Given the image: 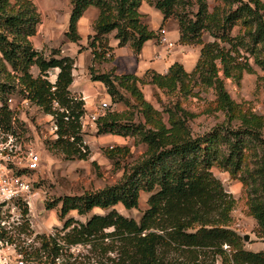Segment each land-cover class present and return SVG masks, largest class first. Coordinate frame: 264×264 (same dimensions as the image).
<instances>
[{
    "label": "trees",
    "instance_id": "16d2710c",
    "mask_svg": "<svg viewBox=\"0 0 264 264\" xmlns=\"http://www.w3.org/2000/svg\"><path fill=\"white\" fill-rule=\"evenodd\" d=\"M143 1L161 15L158 33L172 16L177 43L200 45L189 71L176 61L164 73L146 70L141 76L96 70L95 65L112 59V54L105 56L111 50L110 32L118 47L128 45L135 54L144 41L160 35L142 21L138 8ZM213 1L209 9L207 0H68L67 41H79L76 23L84 9L98 10L92 34L79 47L92 55L89 79L102 83L113 101L121 99L120 89L128 91L140 108L137 122L125 112L98 114L95 133L130 136L144 145V151L115 183L59 197L61 235L35 234L42 253L25 254L27 261H33L26 264H214L216 260L264 264V249H246L243 236L230 227L234 200L210 170L215 166L241 183L247 215L256 225L254 236L264 241V107L261 113L242 110L224 86L226 78L237 82L242 73L264 71V0ZM38 23L31 0H0L1 132L19 137L6 103L15 92L51 116L55 137L43 140L48 149L68 159H85L88 152L80 125L83 101L68 89L74 60L56 48L43 56L32 46L30 38ZM204 32L211 41L201 40ZM49 72L54 74L53 81L48 79ZM137 84L151 85L172 98L157 111L143 100ZM197 86L212 89L215 108L223 114V122L201 134L191 132L188 122L195 114L180 104ZM103 153L111 158L128 153V148L114 146ZM139 192L148 196L138 220L114 208L118 203L125 210L137 208ZM93 208L104 212L91 213L83 221L64 218L69 211L85 215ZM21 212L26 214V206ZM70 246H80L86 253L69 260ZM59 255L63 259L58 263Z\"/></svg>",
    "mask_w": 264,
    "mask_h": 264
},
{
    "label": "rangeland",
    "instance_id": "374dc122",
    "mask_svg": "<svg viewBox=\"0 0 264 264\" xmlns=\"http://www.w3.org/2000/svg\"><path fill=\"white\" fill-rule=\"evenodd\" d=\"M36 7L39 15V23L36 26L34 35L31 37L32 46L39 50L43 56L48 55L53 48L59 49L64 42V31L66 26L64 22L69 12L68 0H31ZM145 2V1H143ZM209 9L215 4L213 0H207ZM146 4L150 5L148 2ZM187 9L188 7L185 6ZM194 10V6L191 7ZM181 10V8H178ZM142 17V15H141ZM175 22V18L169 16L165 21ZM146 24V22L142 19ZM164 21V22H165ZM163 22V24H164ZM176 23V22H175ZM162 24V25H163ZM147 25V24H146ZM162 28V26H161ZM159 26L156 28L158 33ZM237 27L234 26L231 34H235ZM159 35L156 40H158ZM203 42L211 41L205 32L201 35ZM87 42V39H86ZM85 42V45H86ZM78 44V42H73ZM80 45V44H78ZM187 50L182 53L191 56L200 48L199 44L186 45ZM97 70V69H96ZM31 73H36L32 68ZM100 71V70H99ZM52 72L48 73V79L53 81ZM224 86L229 96L236 103L241 105L242 110L261 113L264 107V71L255 69L251 73H242L240 79L236 82L229 78L224 79ZM144 101L148 102L153 109L161 111L163 104H166L172 97L165 95L151 85L137 84ZM121 99L111 100L105 92L103 84L99 89L94 90L92 98L85 97L83 101L84 114L80 121L82 124L83 140L86 143L87 156L85 159H68L60 152L47 148L43 140L49 139V126L45 114L33 105L21 102L20 96L15 92L9 94L12 98L10 106L12 116L15 118V131L19 133V139L10 138L0 135V156H15L21 158L25 145V133L33 143V148L38 152L41 160L39 169L31 174L33 188L37 192L31 201L30 208H26V214L23 217L25 224L22 228H15L12 234L15 238H20L19 234L25 233L26 236L39 234L43 236L61 235L60 227L63 219H59L57 199L64 195H80L84 191H93L101 189L105 185H110L118 181L122 175L123 169L134 163L142 152L144 145L134 140L130 136H120L115 134H96L94 122L88 119L89 114L94 113L96 116L102 112H125V116L131 121L140 120L139 105L135 98L123 89H120ZM193 95H187L180 99V104L188 111L195 114V117L189 120L188 126L193 134H201L216 124L223 122V114L215 108L214 96L211 88L197 86L193 89ZM1 100V99H0ZM107 102V107L103 110L98 108L99 103ZM90 105V107H89ZM261 136L264 138V127L261 129ZM22 140L18 146L19 140ZM45 145V148H44ZM114 146H125L128 153L121 155L118 153L109 158L103 151L113 148ZM20 147L18 150L17 148ZM9 148L11 152H9ZM18 153V154H15ZM8 154V155H6ZM14 158V159H15ZM16 158V159H17ZM212 174L220 181L223 189L233 198L234 204L230 211L229 225L236 230L241 236L246 235L247 240H242L243 244H249L250 238H255L254 233L256 225L251 217L247 215L246 201L247 196L243 192L241 183L229 176V174L217 167L210 168ZM148 193L139 192L137 208L125 210L119 203L114 208L126 217L138 220L141 212L146 208V198ZM50 206L46 208V206ZM99 208H93L85 215H77L75 211H69L64 218L72 216L73 218L83 221L91 213H103ZM26 226V230H25ZM255 240V239H252ZM69 260L77 255H83L86 251L80 246H70L68 251ZM63 259L62 255L58 256L57 262ZM214 264H220L216 260Z\"/></svg>",
    "mask_w": 264,
    "mask_h": 264
},
{
    "label": "crops",
    "instance_id": "0c3cea01",
    "mask_svg": "<svg viewBox=\"0 0 264 264\" xmlns=\"http://www.w3.org/2000/svg\"><path fill=\"white\" fill-rule=\"evenodd\" d=\"M138 12L142 15V19L146 22L148 29L155 31L160 25L161 15L152 6H149L145 2H141ZM97 13V8L88 6L78 18L76 31L80 38L78 41L80 45L64 39L60 47V53L62 55H67L74 60L72 69L73 78L68 89L72 94L80 96L82 101H85V97L92 98L94 90H96V88L99 89V85H101L100 82L89 79L87 68L91 64L92 55L90 50L84 48L79 50L80 46L85 45L87 36L91 35L93 32L92 23ZM67 19L68 15L64 22L65 26L67 25ZM162 28L164 29L165 37L171 42V45L166 46L155 38H151L143 42L137 54H135L128 45L118 47L116 45L117 40L113 38V32H110L107 35V45L111 47V50L106 53L105 56L108 57L109 54H112V59L95 65V68L102 72L113 69V73L117 75L130 73L141 76L146 70L164 73L167 67L172 62L176 61L179 62L186 71H189L197 58V51H195L191 58L187 57L188 54L182 53L183 50H187L188 48L186 45L177 43L178 32L174 21L170 19L165 21ZM53 71L55 72V70ZM52 75L54 76V74ZM45 116L47 119L49 118L48 115ZM244 247L251 251L264 249V241H260L256 237L250 238V243L244 244Z\"/></svg>",
    "mask_w": 264,
    "mask_h": 264
},
{
    "label": "built area",
    "instance_id": "2783aa9c",
    "mask_svg": "<svg viewBox=\"0 0 264 264\" xmlns=\"http://www.w3.org/2000/svg\"><path fill=\"white\" fill-rule=\"evenodd\" d=\"M159 33L158 41L166 46H170L171 42L165 37L163 28L159 30ZM11 100V97L7 98L8 103ZM21 102L29 104L26 99H21ZM105 107H107V102L102 101L99 103L98 108L100 110H103ZM95 118L96 115L94 113L88 116L90 122H94ZM46 121H48L49 126V138L52 139L55 137V126L51 122V116ZM80 125L82 128L81 121ZM0 135L5 136L7 139H19L17 136L3 134L1 129ZM21 142L22 140L20 139L18 146H20ZM0 146H3L1 142ZM22 147H24V150L21 158L0 156V264L33 263V261L25 259V254H33L35 251H38L39 254L42 253L38 248V240L35 238V234L31 233L26 236L25 233L21 232L19 234L20 238H15L12 234L13 229H21L25 224V219L23 218L25 214H22L21 209L24 206L29 209L32 199L37 194L33 188L31 174L36 172L41 164L40 156L33 148V143L26 133L25 145L23 144ZM17 149L19 150L20 147ZM9 152H11L10 148ZM57 260L58 258H55L56 262Z\"/></svg>",
    "mask_w": 264,
    "mask_h": 264
},
{
    "label": "water",
    "instance_id": "95a60500",
    "mask_svg": "<svg viewBox=\"0 0 264 264\" xmlns=\"http://www.w3.org/2000/svg\"><path fill=\"white\" fill-rule=\"evenodd\" d=\"M243 240H247V236L246 235L243 236Z\"/></svg>",
    "mask_w": 264,
    "mask_h": 264
}]
</instances>
